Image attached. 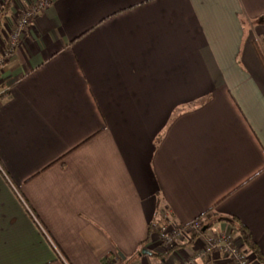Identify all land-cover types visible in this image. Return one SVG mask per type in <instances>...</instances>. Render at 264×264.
I'll return each instance as SVG.
<instances>
[{"label": "crops", "instance_id": "0c3cea01", "mask_svg": "<svg viewBox=\"0 0 264 264\" xmlns=\"http://www.w3.org/2000/svg\"><path fill=\"white\" fill-rule=\"evenodd\" d=\"M46 1L0 67V264H261L217 217L264 256V0Z\"/></svg>", "mask_w": 264, "mask_h": 264}, {"label": "built area", "instance_id": "2783aa9c", "mask_svg": "<svg viewBox=\"0 0 264 264\" xmlns=\"http://www.w3.org/2000/svg\"><path fill=\"white\" fill-rule=\"evenodd\" d=\"M1 1L3 2L4 0ZM47 4L48 2L46 0H38L23 8L16 27L10 33L8 45L3 56L0 55V67L4 64V57L12 51L17 44L20 32L25 28L28 20ZM160 217L161 221L158 223L157 227L158 238L165 247H174L175 245H181L188 242L191 234L201 229L203 225V222L198 219L185 226L171 224L167 219L166 211H162ZM214 250H219L223 254L231 257L235 264H252L248 260L245 251L237 246L233 239L224 233H219L211 239H208L200 249L194 252V254L188 258L180 259L173 264H194L195 259L206 260L211 256Z\"/></svg>", "mask_w": 264, "mask_h": 264}, {"label": "trees", "instance_id": "16d2710c", "mask_svg": "<svg viewBox=\"0 0 264 264\" xmlns=\"http://www.w3.org/2000/svg\"><path fill=\"white\" fill-rule=\"evenodd\" d=\"M10 1L11 0H4L3 6H2L1 11H0V21H1L2 16H4L8 12V10L10 8ZM0 26H1V23H0ZM197 219H199V218H197ZM217 220H224L225 222L230 224L234 228V230L237 232L238 236L241 238L244 246L247 249H249L255 255L256 259L261 264H264V256L258 251L255 242L252 240L250 233L244 224H242L236 217H233V216L232 217L221 216V217H217ZM206 224H208V223H206ZM203 226H205V223L202 225V227ZM201 231H202V229H199L198 231L193 232L191 234L190 238L195 237ZM171 248H173V247H171ZM171 248H169V250ZM138 252H139V250H138ZM167 252L168 251H165L163 254H166Z\"/></svg>", "mask_w": 264, "mask_h": 264}, {"label": "water", "instance_id": "95a60500", "mask_svg": "<svg viewBox=\"0 0 264 264\" xmlns=\"http://www.w3.org/2000/svg\"><path fill=\"white\" fill-rule=\"evenodd\" d=\"M206 227H203L202 228V230H204ZM140 253H149V251L147 250V249H145V248H142L141 250H140ZM122 258H123V255L121 254V253H118Z\"/></svg>", "mask_w": 264, "mask_h": 264}, {"label": "rangeland", "instance_id": "374dc122", "mask_svg": "<svg viewBox=\"0 0 264 264\" xmlns=\"http://www.w3.org/2000/svg\"><path fill=\"white\" fill-rule=\"evenodd\" d=\"M3 3H4V1H3ZM20 15H21V14H20ZM19 17H20V16H19ZM19 17H18V19H19ZM202 228H203V227H202ZM202 228H201V229H202Z\"/></svg>", "mask_w": 264, "mask_h": 264}]
</instances>
